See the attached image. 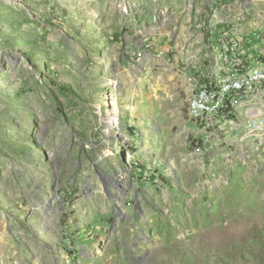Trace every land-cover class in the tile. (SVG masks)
<instances>
[{
  "label": "rangeland",
  "instance_id": "rangeland-1",
  "mask_svg": "<svg viewBox=\"0 0 264 264\" xmlns=\"http://www.w3.org/2000/svg\"><path fill=\"white\" fill-rule=\"evenodd\" d=\"M237 64L264 0H0V264H264V90L189 113Z\"/></svg>",
  "mask_w": 264,
  "mask_h": 264
},
{
  "label": "bare ground",
  "instance_id": "bare-ground-1",
  "mask_svg": "<svg viewBox=\"0 0 264 264\" xmlns=\"http://www.w3.org/2000/svg\"><path fill=\"white\" fill-rule=\"evenodd\" d=\"M240 65L241 64H237V67H240V69H242L241 71L237 70L235 73H231L220 80H208V82L203 83V86L199 84L195 87L194 93L190 99L189 113L205 130L215 129L220 123L233 122L237 106L241 99L249 98L254 95L255 92L257 93V89L264 90V78L260 79V75L264 74V64L259 67L245 66L244 68ZM235 78L238 79V84L242 85H230L228 81ZM203 89L204 92H214L212 98V111L200 112L197 109L199 106L198 95L203 93ZM201 120L204 121L199 123ZM260 120L264 122V117L252 115L244 123V127L248 129V131H263L264 125L252 126V121Z\"/></svg>",
  "mask_w": 264,
  "mask_h": 264
},
{
  "label": "built area",
  "instance_id": "built-area-1",
  "mask_svg": "<svg viewBox=\"0 0 264 264\" xmlns=\"http://www.w3.org/2000/svg\"><path fill=\"white\" fill-rule=\"evenodd\" d=\"M261 78H264V74L260 75V79ZM205 82H208V80H206ZM228 82L230 83V85H242V84H238L237 78L230 80ZM196 84H200L203 86L202 80H199ZM261 90L263 89H257V95L261 96ZM198 96H199V106L197 107L198 111L200 112L212 111V98L214 96V92H204V89H203V93ZM247 115L249 117V113ZM202 121L204 120L199 121V123ZM254 125H264V122H262L261 120L252 121V126Z\"/></svg>",
  "mask_w": 264,
  "mask_h": 264
}]
</instances>
